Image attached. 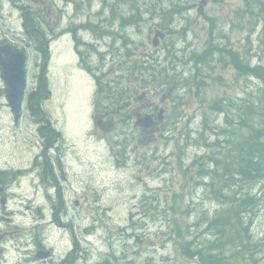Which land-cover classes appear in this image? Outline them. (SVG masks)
Here are the masks:
<instances>
[{
    "label": "rangeland",
    "instance_id": "374dc122",
    "mask_svg": "<svg viewBox=\"0 0 264 264\" xmlns=\"http://www.w3.org/2000/svg\"><path fill=\"white\" fill-rule=\"evenodd\" d=\"M44 1L50 5L52 21L44 23L46 27L41 26L53 36L55 15L52 3L55 0ZM76 1L80 3V0ZM153 1L157 4V10L162 7L180 8L174 14L172 20L175 24L172 27H182V34L177 32L178 29L170 33L168 42L173 46L154 48V32L148 31L147 22L149 19L157 23L165 22L169 18L145 12L140 23L135 24L141 49L133 52L131 48V53L127 48L109 50L104 55L92 53L90 57L94 58L93 63L99 66L92 71L81 65L76 49H69L73 45L72 38L63 36L57 39L54 35L48 42L46 38L44 55L36 49L35 43H30L24 27L25 8L33 17L41 15V24L49 19L43 17L45 12L42 5L45 4L35 0H0V43H11L28 53L27 97L17 124L2 94L3 82L0 77V164L8 161L9 166L24 163L30 166L38 159L39 166L41 160L50 157L51 166L57 167L59 159L65 172L64 176L60 174L63 200L68 206L67 214L60 209L52 211V207H59L60 204L57 187L46 183L50 177L47 173L43 174L44 168L50 166L44 163L43 168L38 169V166L31 165L32 172L18 181L21 183L17 190L19 196L13 199L15 213L11 225L23 227V234L21 230L14 232L13 238L5 242V252H0V264H36L33 257L36 247L32 242H26L27 238H32L33 243L42 241L48 248L53 247L56 259L76 250L72 264H197L183 257L177 243L168 242L166 237L168 233L173 234L175 219L184 225L189 224L195 232L200 227L202 229L207 212L213 215L221 204L212 200L205 186L195 181L198 175L192 178L184 168L190 167L196 156L211 153L213 149L211 143L217 138L214 130L205 131L207 139L202 131L210 120L213 127L224 123V120L219 109L212 110L211 106L222 95L242 98L252 89L258 92L260 82L254 78H249L253 81L250 82L245 80V76H236L238 71L228 58L224 63L210 57L206 62H197L194 54H203L208 43L212 47L227 44L242 49L241 56L244 59L248 56L252 64L264 63V43H259L263 29L262 11L257 16L259 23L251 31V14L243 11L246 0ZM118 2L122 10L126 0L109 1L114 5ZM188 2L195 4L196 8L185 12L183 5ZM81 3L78 9L69 7V10L72 7L73 10L70 16L65 15L62 25L69 23L71 16L78 17L82 9H86L85 2ZM60 4H65V0ZM189 19L191 23L186 21ZM186 24L184 34L183 25ZM111 29L116 30L112 25ZM106 40L112 41V37ZM188 43L190 47L187 48ZM138 60L141 66L147 63L144 67L149 69L155 61V69L166 67L179 80L189 83L197 79V64L201 63V73L205 78L199 86L205 87V82L210 85L205 89L199 88L198 94L187 90L183 86L184 81L178 86L176 97L179 101L174 106L175 98L162 103L169 107L166 115L156 124L141 130V133L140 129L122 130L124 127L121 125L116 132H105L97 123L100 111L95 103H103L104 99L96 97L98 81L95 73L106 81H114L118 73L126 74L123 71L126 65H133ZM190 62L194 65L197 63L195 74L191 65L187 66ZM153 71L149 74L154 77ZM44 75L49 85L43 91L44 100L41 110H38L39 105L29 100V94L41 90L39 82ZM136 75L123 76L122 86H112V90H116L115 93L118 90L128 91V95L132 96L134 92L129 88L132 87L141 94L139 90L143 82ZM146 84L150 88L156 87L152 77ZM109 95V92L105 93V96ZM113 96L111 102L119 97L117 94ZM161 97L162 94H159L153 100L160 102ZM37 111L41 116L37 115ZM38 117H42L41 121H36ZM44 125L55 128L56 136L53 142H49V147H52V143L58 145L55 152L43 148L42 139L49 134ZM254 191L262 196L264 182L255 184ZM145 197L149 198L146 200ZM77 199L80 204L76 205ZM171 204L178 205L179 209L174 210ZM252 231L257 239L264 240V202L255 216ZM129 233L135 234V237H129ZM176 238L181 236L177 234ZM257 261L264 263V253L258 256Z\"/></svg>",
    "mask_w": 264,
    "mask_h": 264
},
{
    "label": "trees",
    "instance_id": "16d2710c",
    "mask_svg": "<svg viewBox=\"0 0 264 264\" xmlns=\"http://www.w3.org/2000/svg\"><path fill=\"white\" fill-rule=\"evenodd\" d=\"M246 2L247 5H243V11L251 14V31L259 23L260 19L257 16L262 11L261 20L263 29L259 37V43L263 44L264 0H246ZM177 7H174V12L179 11L180 8L178 9ZM132 12L135 14V17L143 15V12L138 11L137 8H134ZM25 15L24 27L30 38V43H35L36 49L44 55V41L49 33H46V30H43L41 26H44V21L40 24L39 17L41 15L35 17H26ZM135 17H129V19L135 21ZM46 23L48 24L49 20H46ZM216 45L212 47L211 43H208L203 54L196 52L194 54L196 61L206 62L210 57L224 63L228 58L238 71L236 76H245L246 81L253 82L251 80L254 78L260 82L257 86L258 92L252 89L249 91L250 94L244 95L242 98L222 95L213 104V107L211 106L212 110H215V108L219 109L224 123L215 125L214 127L212 120L206 123L204 131H202V134L204 132V138L207 139L205 131L211 128L214 130L215 136H217L211 143L213 149L211 153L196 156L191 162L190 167H185L184 171L188 175L190 173L192 178L198 175L195 181L205 186L208 196L212 200L220 202L221 206L215 209L213 215L207 212L203 218L205 226L202 229L200 227L196 232L191 229L189 224L184 225L177 219L173 220L175 224L173 234L169 235L168 233L167 235L166 233V238L168 242L174 243L175 241L177 243L178 250L183 257H187L191 262L197 264H243L244 262L249 264L257 262V264H261L257 259L261 253H264V240L257 239L253 235L252 227L255 216L264 202V194L259 196L254 191L255 184L264 182V63L252 64L251 61H248V56H245L246 59H244L243 55L241 56L242 51L240 50L242 49L229 47L227 44ZM142 57L145 58V55ZM152 63L153 65L150 69L138 63L126 65L123 68L126 74L118 73L117 77H114V81L105 80V82H101V76L97 74L99 82L98 96L104 99L103 96L107 92L111 95H109L111 99L113 94H117V96L128 95V91L118 90L115 93L116 90H112V86L119 88L120 84L122 86L121 80H123V76L130 77V74L136 75L138 73L136 77L143 84L148 83L151 77L154 78L156 87L153 94H167L171 91L169 99L175 98V103L172 104L174 106L179 101L176 97V94L179 92L178 86L183 84L185 80H179L166 67H157L155 69V62ZM190 65L193 74H195L194 63L190 62L187 64V66ZM89 68L91 69L92 67L89 66ZM200 68L201 63H198V76L195 82L189 83L185 81V84H183V86L187 87V90L197 92L198 94H200L199 88H201L199 85L204 82L205 78ZM153 70H155L154 77L149 74V72H154ZM159 79L162 80L158 82ZM39 83L41 90L32 94L33 102L39 105L37 107L38 110H40L42 101L44 100L43 91L49 85L46 75H44V79ZM204 84V89L210 85L209 82H205ZM129 88L131 92L135 91L132 87ZM104 101H110V98ZM182 112L185 114V109ZM37 113L39 115V111ZM210 115L211 111L209 110L208 116ZM206 118L208 117L206 116ZM48 127L45 126V129L48 130ZM130 128L135 130V128ZM50 134L54 138L56 136L55 130H52ZM59 135L61 137V134ZM188 136L191 137L190 134ZM148 198L145 197L146 200ZM171 207L174 210L179 209L178 205L171 204ZM177 234L181 238H176ZM131 236L135 237V234L129 233V237ZM124 255L127 256L126 254Z\"/></svg>",
    "mask_w": 264,
    "mask_h": 264
},
{
    "label": "flooded vegetation",
    "instance_id": "af4514ba",
    "mask_svg": "<svg viewBox=\"0 0 264 264\" xmlns=\"http://www.w3.org/2000/svg\"><path fill=\"white\" fill-rule=\"evenodd\" d=\"M35 1H39L41 4H45L42 5L43 11L45 12V17H48L50 21L51 20L50 5L47 4L44 0H35ZM63 1L64 0H59V1L55 0V3H52L54 15H55L54 35L57 36V39H60L63 36H65L68 39L72 38L73 45L70 46L69 49L71 48L76 49V51H78L79 53L81 65L84 66V68H88V69L89 66L92 67L91 68L92 71H94V68L96 69L99 68L97 64L93 63L94 58L90 57L92 53H95L96 55L97 54L104 55L108 53L109 50L111 52L114 49L124 50L126 48H127L126 50H128V52L131 53L132 51L131 48H133V52H135L137 49H141V44H140L141 41L139 39L138 33H136V31L138 30L135 29V27H137L135 24L140 23V21L144 18L145 12L147 13L150 12L152 14L156 13L157 16L159 17L164 16V18L166 15V18H169L165 22L159 21L157 23V22H153V20L151 19H149L147 22V27L149 28L148 31L154 32L152 45L154 46L155 49H160V48L162 49L163 47L166 46H173L172 43L169 44L168 38L170 33H172L174 29H178L177 32L182 34V30H181L182 27L181 28L172 27L175 24L174 20H172L174 18V14L178 13L180 10L174 12L173 11L175 9L174 7H171L170 9H166L165 7H162L157 10L156 8L157 4L153 0H126L125 2L126 5H124L122 10L120 9L121 6L120 2L114 5L112 3H109L110 0H80V3H78L76 0H68V1L65 0V4H60L63 3ZM82 1L85 2L86 9H82V12L78 17L71 16L70 17L71 21H69V23H67L66 25H62L65 15L70 16L73 7L77 9L80 8V4H82L81 3ZM119 1L123 2L124 0H119ZM204 1L207 2V0ZM70 6H73L71 10H69ZM195 6H196L195 4H190L188 2V4L183 5V9H185V12H187L190 10H194V8H196ZM134 8H137V10L140 12L142 11L143 15H137L135 17V14H133L132 12ZM24 14H26L25 15L26 17L32 16L29 12V9L27 8H25ZM109 14H112L111 16L114 19H112ZM183 16L187 18L186 15L183 14ZM129 17H135L134 19L135 21L129 19ZM92 18L96 19V21H94V19ZM186 21L188 23H191V19ZM44 23H46V21H44ZM114 23H116V25H113ZM111 25L114 28H116V30L111 29ZM44 26L46 27L45 24ZM127 26H129L128 29L126 28ZM183 26H184L183 27L184 34H186L185 33L187 31L186 26H188V24ZM53 36H51V33H48L46 36L47 42L49 39H52ZM109 37H112V41L106 40L109 39ZM154 42H156L157 44L155 45ZM144 45L146 44L144 43ZM188 47H190L189 43L187 48ZM191 49H194V47ZM205 49L206 47L204 48V50ZM142 53L147 54L144 51ZM142 59L144 58L142 57ZM135 63L140 64V61L138 60ZM146 64L147 63H145L144 66ZM130 65L132 64L130 63ZM95 74L92 73V75H95V78L97 79V73ZM101 82H105V80L101 78ZM98 87H99V82H98ZM139 91L142 93L139 94L137 93V91H134V94L132 96L118 95L119 97L116 98L115 100H112V102L103 101V103L100 104L95 103L96 109L100 111V115L98 116L97 119L98 125L102 127L103 130H105V132L108 131L116 132V129H118L120 125L124 127L122 128V130L125 129L130 130L131 129L130 127H132L135 129H140L141 132V130H145L146 128H149V126L154 125L159 120H161L169 110V107L162 103L165 102L168 103L170 94L167 93L166 95L162 93L160 102H157L153 100L156 99L157 97V95L153 94L155 93V88L152 87L150 88L148 84H143V86ZM2 94L5 98L4 87L2 88ZM98 95L99 94L97 92L96 97L100 98V96ZM167 96L168 98L166 100ZM109 97L105 95L103 96L104 100L108 99ZM113 97L114 96H112V99ZM30 100H32L31 96H30ZM9 112L11 113L10 109ZM39 116H41L40 112H39ZM21 117H22V113L19 116L18 120L15 121L16 124L19 122ZM41 119L42 117H38L37 121L38 120L41 121ZM43 119L45 118L43 117ZM131 120L134 121L132 122ZM46 126H49L47 130L49 131V134H46L43 137V140L47 141V142L44 141V148H49L50 151L53 152L55 144L52 143L53 144V145L51 144L52 147H49L50 146L49 142H53L55 138V137L53 138L50 134V132L55 128L51 127L50 125H46ZM51 161L52 160L50 159V157H47L41 160V163L38 166V159H37L32 164H30V166L36 165L38 166V169H41L43 168L44 163L46 165H49L50 167L44 168L43 174L46 173L48 174V176L50 177L49 185L52 184L53 186H56L58 190V196L62 198V186L60 184L61 182L60 177L64 176L65 172L61 168V163L59 159H57V167H54V165L52 167ZM8 164H9L8 161L0 164V245H1L0 252L1 253L5 252V248H6L5 242L8 239L11 240L10 238H13L14 232H18L21 230V235L23 234L22 233L23 227H20L18 225L12 227L14 223L13 217L15 213V210L13 208V199L19 196L17 190L18 187L21 185V183H18V181H20V179H23L24 176L27 175L28 173L32 172V169L30 168L28 163L27 164L24 163L16 167H14L13 165L9 166ZM62 201L63 200H61L60 202ZM57 209L64 211L66 214L68 213L67 211L68 207L65 208L62 206V204H60L59 207H52L53 212H56ZM64 225H69V224L65 223ZM25 240L26 242L28 241L32 242L31 244L35 245L36 251L37 250L39 251L41 249H48L47 244H45L42 241L39 242L34 241L33 243L32 238H27ZM52 248L53 247H50V249L52 250V256L49 258L37 259L35 254L33 257L37 261L36 264H40V263L72 264L74 262V258H75L74 253H76V250H72L71 253H67L61 258L56 259L55 250Z\"/></svg>",
    "mask_w": 264,
    "mask_h": 264
},
{
    "label": "water",
    "instance_id": "95a60500",
    "mask_svg": "<svg viewBox=\"0 0 264 264\" xmlns=\"http://www.w3.org/2000/svg\"><path fill=\"white\" fill-rule=\"evenodd\" d=\"M27 60L28 54L25 50L15 48L8 42L0 44V75L4 83L7 104L16 120L20 116L28 84ZM50 255L51 251L37 253L39 258Z\"/></svg>",
    "mask_w": 264,
    "mask_h": 264
},
{
    "label": "bare ground",
    "instance_id": "6f19581e",
    "mask_svg": "<svg viewBox=\"0 0 264 264\" xmlns=\"http://www.w3.org/2000/svg\"><path fill=\"white\" fill-rule=\"evenodd\" d=\"M260 254V253H259Z\"/></svg>",
    "mask_w": 264,
    "mask_h": 264
}]
</instances>
